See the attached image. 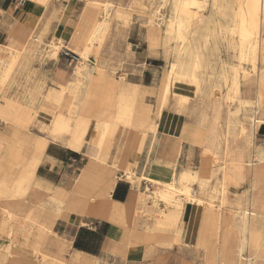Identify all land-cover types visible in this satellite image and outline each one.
Segmentation results:
<instances>
[{
    "label": "crops",
    "instance_id": "0c3cea01",
    "mask_svg": "<svg viewBox=\"0 0 264 264\" xmlns=\"http://www.w3.org/2000/svg\"><path fill=\"white\" fill-rule=\"evenodd\" d=\"M107 2L116 4L113 0ZM132 2L141 3L140 0ZM60 3L68 7L70 15L81 6L80 0H60ZM162 3L164 8L166 1H158L144 35L148 44L147 54L156 53L155 57L170 59L165 77L157 76L156 83L154 79L158 61L148 62V57L142 59L143 55L139 57V61L144 60L147 67L139 78L141 83L135 85L131 80L127 85L124 77L118 81L113 74L106 76L97 73L90 64L91 61L83 67L80 74H74L73 71V78L65 82L61 90L49 87V73L45 74L48 87L64 92V97L60 106L49 101L43 102V105L52 109L57 107L60 112L67 113V98L73 102V92H77L83 99L76 105V114L84 113L88 120L115 125L112 135H106L103 129H97L96 134L87 135V141L89 137H92V141L87 143L83 151L68 145L71 134H51L46 131L42 121L38 127L42 128L40 131L43 135L13 130L10 136L0 137V202L7 207L10 204L21 217H28L47 227L50 232L40 243L39 249L56 255L61 260H36L32 248L24 250L19 246L17 249L12 247L9 252L10 226L4 224L3 220L0 221V233L5 234L9 242L0 245V264H96L97 260L103 261L98 255L104 249L119 257L133 255L129 245L134 243L141 245L142 255L140 258H132V262H142L148 253L145 243L157 239L155 231L159 229H172V232L161 237L164 240H174L177 234L178 240L186 241L193 214L185 202L171 201L167 206L165 201L159 199L167 207L163 211L174 226H165L158 219L144 229L138 227L141 222L134 220L131 212L133 213L135 207L137 210L141 206L137 199L141 181H132V184L123 180L116 181L112 174V164L118 160L113 152L115 150L121 153L118 162L123 167L129 166L130 162H137L138 175L165 176L173 170L178 173L190 170L197 172L205 180L203 188L199 183L194 185L197 196L221 208L205 217L203 230L198 234L199 239L207 241L206 245L197 244L205 250L206 264H241L243 258L253 259L254 264H264V236L255 245H250L251 233H244L242 230L243 217L233 214L249 210L262 214L261 218L264 220V162L260 160L264 156V145L255 141L256 124L260 121L262 124L257 133L264 137V119L257 117L259 111L264 110V106L257 108L247 104L237 109L229 100L230 96L241 98L242 95H257L258 91L255 93L250 90L259 88L245 83V75H254V72L241 65L242 68L234 66L230 74L222 57L223 45L233 50L240 59L239 35L217 34L206 38L220 21V15L210 13L209 10L197 12L199 22L194 25L196 33L191 30L188 36L192 53L182 52L178 56L176 48L180 41L172 4L170 3L166 13L163 8L160 10ZM116 5L119 8L124 7L122 3ZM86 6L75 22L67 20V17L59 23L60 35L68 37L74 33ZM118 11L120 15L123 13L120 9ZM227 14L232 16L234 12ZM57 15L54 0L49 6L35 0H24L23 3H19V0H0V34L4 35V30L7 29L11 38L6 45L21 48L33 36H39L42 40L51 37L56 30ZM154 15L158 18L157 23L152 25L150 23L154 20ZM205 16L213 18L201 22ZM226 22L231 25L229 20ZM10 25L11 28L8 29ZM262 27L264 38V25ZM164 47L170 49L169 54L166 55ZM260 56L256 61L259 73ZM37 64L38 60H35L33 65ZM174 64H178L176 69H173ZM251 64L252 62L245 63L248 67ZM34 79H43L42 72ZM24 80V76L18 77L17 84ZM179 80L196 83L197 95L204 93L206 88L218 91V94L224 85L231 87L227 93L222 92L230 106L223 137L212 148L204 147V151L211 155V161L203 159L199 169L178 168L195 167L197 161L202 159L197 153V145L200 143L186 141L191 132L190 128H198L193 132V140L198 137L204 140L206 137L201 131L204 130L202 126L188 120L186 112L191 108L190 104L186 105L188 95L173 89L175 82L183 84ZM112 82H115L112 100L104 101L102 95L110 90ZM121 87L128 88L130 96L124 95L128 101L118 111L117 106L122 104L123 99L119 96ZM149 95L156 98L154 103L147 101ZM243 108L253 110V114L249 116L251 126H246L239 116ZM127 110L128 122L120 121V116ZM35 121L34 119L29 124L13 125L11 128H31ZM40 138L45 139V145L38 149L36 145ZM11 143L13 150L8 147ZM134 150L138 152H132ZM214 156L218 157V162H214ZM121 172L122 176L118 177L126 176L124 170ZM248 177L249 186L242 193L231 191L232 186L238 188ZM148 189L155 192L160 187L155 190ZM155 211L153 206L146 204L147 214ZM125 214H128V220ZM255 218L249 217V222L258 225L260 220ZM132 222L131 231H127ZM254 233L260 235L258 226H255ZM148 235H153V238ZM37 240V237L33 238L34 242ZM53 240L58 241L56 247L52 246ZM68 247L74 250L70 257L66 255ZM188 254L193 255L190 250ZM175 260L178 258L175 257Z\"/></svg>",
    "mask_w": 264,
    "mask_h": 264
},
{
    "label": "rangeland",
    "instance_id": "374dc122",
    "mask_svg": "<svg viewBox=\"0 0 264 264\" xmlns=\"http://www.w3.org/2000/svg\"><path fill=\"white\" fill-rule=\"evenodd\" d=\"M59 1V2H58ZM99 4L107 2L108 0H96ZM116 4L122 3L124 7L119 8L118 5L113 7L111 10V22L108 28V32L106 35L105 40L103 41L99 53L96 56L91 58L90 64L94 67V70L98 73H102L104 75H111L113 74L114 78L118 81H121V77L126 79V83H130V80L135 85L136 83L140 82V77L143 75L144 68L147 67L145 63V58L148 57V62H154L155 60L158 61V67L155 68V79L154 83L157 82V76L159 78L165 77L167 72V66L169 62V58L163 59L162 57H155L156 53L147 54L148 44L144 39V35L146 34L149 28V20L152 15V12L155 11L156 6L159 0H140V4L133 3L132 0H113ZM81 6L74 10V13L70 15L69 9L64 4L60 3V0H54V4L57 8V20L55 22V29L54 32L51 34V37L45 39V42L39 44L38 48L39 51L42 53V57L46 60L45 67L49 69V87L59 88L62 89V86L65 82L72 79L73 71H78L82 63H74L69 65L65 59H63L60 55L62 47L65 45L69 48H72V43H70V35L68 37H64L58 33V25L59 23L67 18L71 19L72 22H75L78 19L79 14L85 8L88 3V0H80ZM154 2V4H152ZM170 8V0H166L165 6L163 11L167 13L168 9ZM120 9L123 13L121 15L117 14V10ZM157 16V15H156ZM157 20H153L150 24L155 25ZM73 24V23H72ZM11 28V25L8 29ZM58 36V37H57ZM55 37L58 39L56 42L58 43V50L59 51V60L56 62L52 58L46 59V56L49 50V45L46 43L51 38ZM108 37V38H107ZM11 35L9 31L6 29L4 30V35L0 34V43L3 44V48L7 51L6 44L10 41ZM46 45V46H45ZM48 49V50H47ZM46 50V51H45ZM166 55L169 54V48L164 47ZM78 52V51H77ZM79 53V52H78ZM46 54V55H44ZM80 54V53H79ZM143 55V56H142ZM99 56V57H98ZM142 56L144 59L142 62L139 61V57ZM167 57V56H166ZM223 60L226 62V67L228 68L230 74L232 73V69L234 66L240 67V65L245 66L248 70H252L251 67L245 65L246 62H252L251 60L241 61L233 50L227 49L226 46L223 45ZM80 62V61H79ZM55 63V64H54ZM103 63V65H102ZM261 73L257 75L254 73L255 79L249 84V86H254L259 88L258 90H250V92L261 91L264 94V53L260 56V65ZM242 68V66L240 67ZM76 77V76H74ZM207 78V76H206ZM257 78V79H256ZM8 81V79H7ZM175 81H178L176 79ZM180 81V80H179ZM163 80H161V83ZM183 84H176L175 82V90L182 91L188 95V101L186 105L190 104V111L186 112L188 115V120H191L198 125L202 126L204 130H201L203 134L206 135L205 139L203 140L201 137H198L196 140L192 139L193 132L198 129L197 127L194 129L191 127V132L189 133L186 141L190 142H199L198 144V157L199 159L196 163L195 167L190 166H179V169L182 168H190V169H199L201 166V161L208 160L211 161V155H208L206 151H204V147H213L214 144H218L223 137V133L225 130V122L227 113L229 110V103L225 100L224 94L222 92L227 93L230 91V85L226 84L222 87L220 93H216L218 91H212L208 88L205 89V92L201 95L196 94L197 85L193 82H186L180 81ZM208 84L207 82H205ZM258 83V84H257ZM17 84V83H16ZM13 84L11 86L8 85V82L4 83L2 86V90L0 92V100L1 105L0 107V137L2 136H10L13 130H21L26 133L33 132L35 134H41V129H39L38 125L40 121L49 122L53 110L46 105H42L41 111H39L36 115L37 109L31 107H22V104L18 101L19 94L24 89L23 81L16 86ZM263 84V85H262ZM261 87V88H260ZM183 88V89H182ZM59 90L51 89L48 90L47 98L54 102L59 103L61 99V95L63 92H59ZM130 96L128 88L121 87L119 90V96H122V104H118V111L121 109L122 106L126 105L128 101L127 98L124 96ZM245 98L254 97L256 95H242ZM155 97L149 95L147 97V101L149 103L155 102ZM68 109L72 112H75L76 105L78 102H71L69 97L67 98ZM25 110V111H24ZM134 111V110H133ZM4 112V113H3ZM23 112L25 115L23 118H19L17 115L18 113ZM253 114V110L249 108H243L240 113V118L246 126H251V120L249 118L250 115ZM259 119H264V110H260L257 114ZM36 120L35 123L31 128L20 127L17 129H13V125H21L23 123L29 124L30 121ZM262 121L256 124V135L255 141L258 144L264 145V137H260L258 135V129ZM97 128L93 127L89 133V136L96 134ZM2 141L4 139L2 138ZM8 147L10 150H13V144H9ZM118 160L114 162L112 174L116 181H118V176L122 173L121 171H126V168L123 167L118 161L120 159V151H113ZM132 152H138L134 150ZM184 153V151H183ZM133 165V166H132ZM128 169H134L137 171L136 166L130 162ZM208 170H210V165H208ZM169 179V178H168ZM123 181H127L128 183L132 184V181H141L139 185L140 191H146L148 188L151 190H155L159 187L158 184L151 183L145 178H140L134 175L132 172L130 177L125 176L122 178ZM250 177L246 179V182L240 185L238 188L231 187L232 192H238V194L242 193L247 186H249ZM149 183V184H148ZM183 187V186H182ZM194 187V186H193ZM177 195H183L185 199H188V195L182 192H177ZM234 195V193H232ZM185 202V201H182ZM187 203V202H185ZM146 204H149L150 207L153 206V209L156 211L153 214H147L144 212ZM155 204V205H154ZM190 206V210L192 211V223L190 224V230L188 231V238L186 241L181 242L180 240H164L161 237L166 233L172 232V229H159L155 231L156 235L158 236L157 239H151L145 243L146 249L148 253L145 256V259L142 262H132V258H140L142 255V250H140L139 244L133 245L130 244L129 246L133 250V255H126L123 257H119L113 252H110L104 249L98 256L102 258L103 261H96V264H206L205 263V250L204 248L197 245V236H198V229L202 223L203 219V212L205 205H197L187 203ZM166 206L163 202L159 200V196H155L153 199H150L143 203L142 209H139L135 212L136 207L134 208L133 216L134 220H139L141 224L138 225L139 228L144 229L148 225H151L154 221L160 219L162 216L164 217V211L166 210ZM202 208V209H201ZM8 211V212H7ZM11 214L9 212L8 207L5 203L0 202V221L7 220ZM200 217V218H199ZM132 218V219H133ZM189 225V224H188ZM133 226V222L129 224V228L127 231H131V227ZM196 234V235H195ZM33 237H36L33 235ZM57 237V236H56ZM61 239V238H59ZM158 240V241H157ZM189 240V241H188ZM9 242V238L5 236V234L0 233V245ZM60 242V241H59ZM68 242V241H67ZM69 243V242H68ZM55 244H58V241L53 240V247H56ZM15 245V244H14ZM220 245V244H219ZM17 245L14 246V249H17ZM142 248V247H141ZM189 250L193 253V255H189ZM74 250L68 247L66 251L67 257H70L73 254ZM42 257V256H41ZM175 257L178 260H175ZM105 260V261H104Z\"/></svg>",
    "mask_w": 264,
    "mask_h": 264
},
{
    "label": "bare ground",
    "instance_id": "6f19581e",
    "mask_svg": "<svg viewBox=\"0 0 264 264\" xmlns=\"http://www.w3.org/2000/svg\"><path fill=\"white\" fill-rule=\"evenodd\" d=\"M35 1L41 2L42 4L49 6L53 0ZM170 3L172 4V13L177 23L178 39L180 41L178 47L176 48V53L178 56L182 52L192 53L193 48H191L190 42H188V36L191 33V30L192 33H196L194 25L199 22L197 12H205L209 10L210 13L219 14L220 21L217 22L218 26L214 28L206 38H210L211 36H215L217 34L232 36L238 34L240 60H251L253 63L251 67L252 71L257 75L263 73L262 71H260V73L258 72L259 70L256 61L259 59V56L264 53V38L262 36V25H264V16L262 15L264 14V0H170ZM115 6L116 4H114L113 2L99 4L96 0H88L86 9L81 17L80 23L69 39L70 43H72L71 49L80 53V62L78 61L77 63H82L79 68V71H76L74 74H80L82 72L83 67L86 66L89 61H91V58L93 56L98 55L99 49L106 38L108 28L111 22V10ZM162 8L163 3L160 5V10H162ZM228 12H234V15L228 16ZM117 14L120 15L118 10ZM157 18L158 17L154 15V20H157ZM211 18L213 17L205 16L202 17V20L200 21L202 22L205 19L207 20ZM228 20L231 22V25L226 24V21ZM57 40L58 39L53 37L46 42L50 47L49 50L47 49L48 53H46V59L47 57L52 58L56 62H58L59 60L60 51L58 49V43L56 42ZM42 42H45V40H42L39 36H33L32 40H30L25 45H22L21 48L14 45H6L8 49L7 51H5L3 45L0 44V92L4 83L8 82V85L11 86L13 84L18 83V77L24 76L25 80L23 81V84L25 86L20 96H18V100L21 101L22 107H31L37 109L36 115L39 111H41L43 102L45 103V101H49L53 104H56L57 106H60L62 98L64 97L63 92L59 103H54L47 98L49 87L47 85V79H45V77H47L45 74L49 73V69L45 67L44 63L46 62V60L42 57V53L39 51L38 48L39 44ZM35 60H38L37 65H33V62ZM177 65L178 64H174L173 69H176ZM39 72H42L43 79L35 80L34 78L39 74ZM254 79V75H250L249 73L245 75V83H251ZM114 85L115 82H112L110 90L102 95V99L104 101L112 100ZM184 98L187 99V97ZM82 99V95L77 92H73V102H80ZM229 100L237 109L247 104L255 105L257 106V108H261L262 106H264V94L261 91H258L257 95L254 97L237 98L230 96ZM0 107H2L1 100ZM52 110L53 114L50 121H42L45 125L46 131L51 134L60 136L66 135L68 133L71 134V138L68 141V145L76 150L83 151L87 143L92 141V137H89L87 141V135L90 133L93 127L97 129H103V132L106 135H112L114 133L115 125H110L108 123L94 120H88L84 116V113L76 114V112H72L70 109H68L67 113H62L57 109V107L56 109ZM128 114L129 111H125L120 116L119 120L122 122H128ZM17 116L19 118H23L25 115L23 114V112H20ZM44 145L45 139H38L36 145L37 148L41 149ZM260 160L264 162V156H261ZM218 161V157L214 156V162ZM133 164L137 166V162H134ZM128 168L129 166H127L126 171H124L126 176L130 177V174L132 172L134 175L140 178H145L151 183L158 184L160 187V189L155 192H151L149 189H147L146 191H139L137 199L141 206L135 212H137L139 209H142L143 203H145L149 199H153L155 196H159V199L165 201L167 206L171 201H176L179 203L185 201L187 203H190L191 205H205L202 223L198 229L199 234L203 230V221L205 217L208 215H212L215 211L221 209L213 202L205 201L204 199L197 196V190H195L193 186L199 183L200 187L203 188L206 183L204 179L198 176L197 172L184 170L183 172L178 173L173 170L169 173V175L152 176L148 174L138 175L134 171V169L131 170ZM177 192L185 193L186 195H188V199H185L183 195H177ZM8 209L11 216L8 220L4 221V224H9L10 226L9 238L11 240L8 248L9 252H11L12 247L17 245L24 250L27 248H32L34 250V259L36 260H42L43 262L50 259L54 262L61 261L58 256L51 255L48 252H44L39 249L40 243L42 242L44 237L50 232L47 227L29 219L28 217H21L20 214L17 213L10 206V204H8ZM233 214L235 216L239 215L243 217L244 223L242 224V230L244 233H248V231L251 233V240L249 241V244L255 245L257 242H259V238L264 236V220L263 218H261L262 214L254 213L249 210H245L242 212H234ZM249 217H256L255 219L260 220L259 224L255 225L256 223H250ZM126 220H128V214L126 215ZM159 220L165 226H174V224H172L167 219L165 211L164 217L162 216ZM255 226L259 227L260 235H256L254 233ZM33 235H35L38 239L35 242L33 241ZM148 236L153 238V235ZM178 239L179 238L176 234L174 240ZM206 243V240L199 239L197 236V244L206 245ZM134 245H136V243H134ZM244 246L245 242L242 243V247ZM226 263L228 264V262ZM254 263L255 261L251 258H243L241 262V264Z\"/></svg>",
    "mask_w": 264,
    "mask_h": 264
},
{
    "label": "built area",
    "instance_id": "2783aa9c",
    "mask_svg": "<svg viewBox=\"0 0 264 264\" xmlns=\"http://www.w3.org/2000/svg\"><path fill=\"white\" fill-rule=\"evenodd\" d=\"M24 0H19V3H23ZM60 55L65 61L69 64L72 65L74 63H77L80 60V55L76 51L72 50L68 46L62 47V50L60 52ZM122 176V173L120 174ZM125 177V176H123ZM123 177H118V180H122Z\"/></svg>",
    "mask_w": 264,
    "mask_h": 264
},
{
    "label": "trees",
    "instance_id": "16d2710c",
    "mask_svg": "<svg viewBox=\"0 0 264 264\" xmlns=\"http://www.w3.org/2000/svg\"><path fill=\"white\" fill-rule=\"evenodd\" d=\"M262 129H263V128H262ZM262 129H261V132L263 131Z\"/></svg>",
    "mask_w": 264,
    "mask_h": 264
}]
</instances>
